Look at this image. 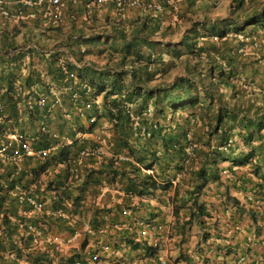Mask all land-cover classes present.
Here are the masks:
<instances>
[{
	"label": "trees",
	"instance_id": "16d2710c",
	"mask_svg": "<svg viewBox=\"0 0 264 264\" xmlns=\"http://www.w3.org/2000/svg\"><path fill=\"white\" fill-rule=\"evenodd\" d=\"M187 2L197 9L190 16L199 9L203 14L186 19L175 34L180 24L164 22L178 16L171 0H158L161 10L132 7L138 12L126 19L104 0L101 6L115 12L111 22L101 24L92 13V22L82 20L65 34L61 25L43 28L45 9L1 0L0 7L22 12V27L34 14L31 26H42L17 42L19 25H3L0 11V147L15 134L28 138L34 152L20 150L19 169L0 162V264L51 259L31 248L30 234L17 228L19 219L69 232V217L85 213L92 232L109 220L135 254L156 256L157 244L127 236L125 220L137 230L136 211L143 206L152 217L150 201L163 203L159 199L167 194L176 216L186 209V224L204 222L211 214L201 196L210 183H221V175L226 192L231 188L243 197L240 202L226 193L222 203L259 225L256 234L264 232V0H228L213 17L206 11L213 2ZM179 64L181 70L166 80ZM75 91L80 99L73 98ZM41 95L47 97L43 105L36 101ZM86 100L91 105L85 109ZM101 120L107 123L101 141L85 136ZM15 146L12 141L8 148ZM14 186L67 218L48 215L45 207L36 217L20 215L9 191ZM123 210L128 213L122 218ZM100 239L89 252L119 243L104 234ZM89 245L84 239L81 249ZM74 255H60L56 264H70Z\"/></svg>",
	"mask_w": 264,
	"mask_h": 264
},
{
	"label": "rangeland",
	"instance_id": "374dc122",
	"mask_svg": "<svg viewBox=\"0 0 264 264\" xmlns=\"http://www.w3.org/2000/svg\"><path fill=\"white\" fill-rule=\"evenodd\" d=\"M174 1V5L176 7V11L178 13V16H174L170 18H166V20L164 21L165 24L168 21H173V22H177V24H180L179 26L175 25V29H174V34L177 31L183 30L185 29V25L186 22H188V18H195L196 16L201 17V15L203 14L202 10L199 9L200 12L197 13H193L191 16V12L195 9V7H190L188 5H185L184 3H188L187 0H182V1H178V0H171ZM150 2V1H149ZM152 2L158 3V0H153ZM204 4H208L209 2H213V7L209 10L206 9V11H208V16H215L219 13H223L224 11V7L226 5V3L228 2V0H201V3ZM12 5V4H11ZM39 6V5H37ZM42 7L38 9L41 11L42 8H44L43 5H41ZM95 8V12H96V20L99 21L101 24H105L106 22H111L112 17L115 16V12L112 9V7H108L107 5L104 6H97L94 7ZM17 9V8H16ZM197 11V9H195ZM13 14L16 12V10L12 11ZM37 12V11H35ZM43 12V10H42ZM136 12H138V10H128L125 12V19L131 17V15L136 14ZM180 15V16H179ZM4 16V15H2ZM34 15H30L29 19H23L24 22H27V25L25 27L21 26L20 21H18V18H8V17H2V21H3V25H5L6 23H8V28L11 29L14 25L18 24L19 25V29H20V33L15 37L16 41L19 42L23 37H25L26 35H31L33 36V34H38L40 32L39 27L43 25V28H45V26L49 24L52 25L50 18L47 16L45 19L46 21L43 22L42 25L34 28L33 26H31V22L34 18ZM44 17V15H42ZM11 19V21H10ZM87 20L91 21L90 18H87ZM68 18L65 16V14L63 15V23L61 24L63 32L68 33L69 28L67 24ZM23 22V21H22ZM92 22V21H91ZM164 24V23H163ZM164 26V25H163ZM2 32L4 31H0V34H2ZM37 35H35L36 37ZM45 38V36H44ZM29 58L25 57L24 58V62H28ZM101 62V60L99 61ZM181 64H179V67L177 69V71H173L171 72V75H168V77L166 78V80H170L172 75L175 74L176 72L181 70ZM25 72V70H24ZM17 88H19V85L17 86ZM16 88V89H17ZM20 90V89H18ZM100 122H102V124H100L99 127H95L94 130L92 132H90L89 134H85V136H90L93 139L99 140L100 136L102 135L101 132L102 130H105L107 127V123L103 120H101ZM84 136V134H82ZM243 150L245 148H242ZM222 165V164H221ZM229 174V173H228ZM225 176L221 175V183H210L208 187H206V190L204 191V193L201 196V201H203L206 205L207 208L210 212V216H205L203 217V219L205 220L204 222L199 223L198 221H196L195 219H193L190 223L186 224L185 222L187 221V213H185V208L180 209L179 211V215L176 216L173 211H172V203L167 200V194L163 195L161 199H163V203L156 201V200H151L150 204L153 205L154 207V215L152 217L146 215L147 209L145 207H140L139 211L137 210L136 212V216L138 217L137 219H145L147 221V223H156L158 225L161 226V228L157 231V232H150L148 234V236L146 237V239L149 242H152L154 244H157L158 246V253L157 255L162 256L163 258H167L170 261H174L175 258H177L176 256V249H182V248H195L197 246H199L200 243H205V244H210V245H214V244H219V242L221 241H217L220 240V238H218L217 236H222V234H224V223H223V218L221 217L222 215H225V211L228 210V208H231L232 206L229 203L225 202V209L223 210V208H221V206L224 204L222 203L223 200H225V195L226 193H231L233 192V190L230 188L227 190L226 192V187H225ZM218 193L221 194V196H218ZM172 194V191L169 192V195ZM232 195V194H231ZM241 195V194H240ZM235 196H238L235 193ZM221 198V199H220ZM98 199V198H97ZM92 199H89L87 201V205L90 206L91 204H93V202L91 201ZM136 201L138 199H135ZM98 201V200H96ZM45 207H48V203L47 201H45ZM222 211L224 214L221 215ZM237 213V212H236ZM216 214H218L219 216L217 217ZM238 214V213H237ZM226 216V215H225ZM240 216V222L241 224L244 226V234L246 236H251L248 237L252 238L254 236H257L256 238H258L259 234H264V232L256 234L257 232V224H253L249 221L248 218H246V214L242 212ZM121 217H124V214L121 212ZM227 217V216H226ZM90 218V214L89 213H85L84 215H82L79 219H74V218H70L69 217V232L65 231V230H58L57 228L53 229L52 233H53V238L56 242L57 248L56 250H50L49 253V257L51 259H45L44 261L48 264H56L57 262V258L60 255L63 256H73L75 252H79L78 256L74 255L73 260L76 258H85V256L87 255V253L89 252V249L92 248L96 243V241H101L100 237L104 235H106V238L110 237L112 240H115L116 242L119 243H115L116 246L118 247V245L121 247L120 250H117L116 246L114 245L113 247L111 245H109V250H103L102 252L100 251V246L97 247L98 251L100 254L103 255L104 260H108V258H111L112 256L115 257V255H117V257H115L116 259H125V261H127L128 264H145V260H147V256L144 255V253H136L137 255H135V252H133L130 247L128 245H124L123 241L120 239L119 237V233L118 230H115L114 228L111 227L109 220H106V226H104L102 229L98 230V231H94L92 232V230H90V227L87 225L88 220ZM136 218H133L132 220H135ZM124 227L127 228L128 227V233L127 236H129L130 238L133 239H138L137 237V233H138V228L137 230H134L131 226V228L129 227L128 222H126L125 220ZM95 230V229H94ZM250 230V231H249ZM76 231V232H75ZM75 234V235H74ZM69 235V236H68ZM108 236V237H107ZM245 236V238H247ZM262 236V235H261ZM128 237V238H129ZM254 237V239H256ZM87 239L88 241V245L85 249H81V242ZM99 239V240H97ZM110 239V240H111ZM107 240V239H106ZM102 242V241H101ZM207 242V243H206ZM249 242V240H248ZM252 242V241H251ZM91 250V249H90ZM261 251H264L263 249H260ZM105 255V256H104ZM138 257V258H137ZM131 258V259H130ZM179 258V256H178ZM130 259V260H129ZM103 260V261H104ZM151 260V259H150ZM29 261V260H28ZM148 261V260H147ZM30 262V261H29ZM149 262V261H148ZM259 262H264L263 260L259 259ZM150 264H152L151 262H149ZM260 264V263H258ZM264 264V263H263Z\"/></svg>",
	"mask_w": 264,
	"mask_h": 264
},
{
	"label": "built area",
	"instance_id": "2783aa9c",
	"mask_svg": "<svg viewBox=\"0 0 264 264\" xmlns=\"http://www.w3.org/2000/svg\"><path fill=\"white\" fill-rule=\"evenodd\" d=\"M47 1L48 2V7L47 8H42L45 9L44 11V16H48L51 20V23L53 25H61L63 23V11L68 7L67 2L71 1L72 3H76L77 0H14V2L19 3L21 6H25L27 8H41L43 5V2ZM82 2H86V8L90 9L92 6H100L104 0H80ZM114 2V6L117 10L118 13H125L128 9L134 7V8H146V9H155V10H161V5L155 2H147L143 3L140 0H111ZM1 3V0H0ZM39 5V6H37ZM20 6V7H21ZM0 11L4 17L8 18H19L21 16L22 12L20 10H16V12L13 14V12L9 11L8 9L4 7H0ZM63 72L66 75H69L75 78L73 73L69 72L66 68H63ZM83 88H85L83 86ZM21 89V87L17 88L16 90ZM89 91V89H86ZM73 98L75 100L80 99V95L78 92L73 93ZM38 104L43 105L45 102L47 103V97L44 95L39 96V98L36 100ZM59 101L58 99L56 102ZM30 101H27V103ZM83 106L86 108H89L91 105V102L86 100L82 102ZM82 111V110H80ZM83 112V111H82ZM81 116L83 115L80 113ZM94 116L91 117L89 122H93ZM9 139L11 140L8 142V144L3 145L0 147V162L6 163L10 162L12 163L15 167L20 168V160L22 156V152H20L21 149L24 150L26 154H33L34 152L30 148V141L28 138H22L21 136H17L15 134L9 135ZM96 140V139H95ZM100 140V139H99ZM15 141L16 146L15 148H8L11 145V142ZM101 141V140H100ZM40 156L43 157L46 154V150L39 152ZM10 193L13 194V196L16 198L15 203L17 206L20 208L18 213L20 215L28 217H36V213H41L40 211L44 209L45 207V201L38 197H33L31 195L26 194L23 190H21L18 186H14L11 188ZM248 199L251 197H247ZM255 201V200H254ZM255 203H262V200H256ZM26 206V207H23ZM24 208H27L28 210H25ZM45 212L53 215H57L58 217L61 218H67V215L65 212H62L60 210L56 212L50 211L49 208L45 207ZM123 214H127L128 211L123 210ZM135 224L137 225L138 228V233L137 237L144 239L145 237L148 236V234L152 232H157L161 226L156 224V223H147L145 219H137L138 217H135ZM264 222V218H263ZM69 224V222H68ZM17 228L19 231H23L26 233H29L31 236V241H30V246L37 251H45L49 252L50 250H56L57 245L56 242L53 238V233L51 229L46 228V224L43 222H32L28 221V219L22 220L19 219L17 221ZM76 232V231H75ZM75 235V234H74ZM252 244L258 245L261 247H264V236H259L256 239L252 240ZM103 250H109L108 245L102 246L100 248V251L102 252ZM105 256V255H104ZM151 259V260H150ZM104 260V257L102 254L99 253V251H95L93 253L88 252L85 258H76L72 260L70 264H103L102 261ZM147 260L151 262L152 264H170L174 261H170L167 258H163L160 255L156 256H147ZM239 261H244L245 257L242 255L238 258ZM24 264H29V261H23ZM33 264H48L44 260L43 261H38ZM114 264V263H112ZM253 264H258V263H253Z\"/></svg>",
	"mask_w": 264,
	"mask_h": 264
},
{
	"label": "crops",
	"instance_id": "0c3cea01",
	"mask_svg": "<svg viewBox=\"0 0 264 264\" xmlns=\"http://www.w3.org/2000/svg\"><path fill=\"white\" fill-rule=\"evenodd\" d=\"M67 5L68 7L63 11V15L65 14L68 18L66 25H68L69 29L74 25H80L82 20H86L93 16L92 13H94L95 16L97 15L94 8L90 10L84 8L80 0H77L76 3L68 1ZM72 18H74V20ZM88 22L87 20L86 23ZM235 193L238 195L237 197L240 202H242L243 197L239 193L233 191L230 194L235 195ZM223 206H225V204H223L221 208ZM220 212L221 215L224 214L222 211ZM237 213L236 208L231 207L226 210L225 215L227 217L225 215L221 216L224 223V234H222L223 237L220 240L217 239V241L222 240L219 244L210 245L206 242L207 244L200 243L199 246L195 248H178L176 249L177 258H175L177 260L174 259V262L170 264H263L264 262H259V259L264 261V251L260 250H264V247L252 244L253 241L251 242V240L248 239V237L251 236H246L244 234V226L238 221L240 210H238ZM216 216L218 217L219 215L216 214ZM245 236L247 238H245ZM242 255L245 257V260L241 262L238 258ZM178 256L180 257L178 258ZM184 256L187 259H184ZM115 257H117V255H115ZM115 257L112 256L108 258V260L102 261V263L128 264L124 258L116 259ZM145 264L150 263L145 260Z\"/></svg>",
	"mask_w": 264,
	"mask_h": 264
}]
</instances>
